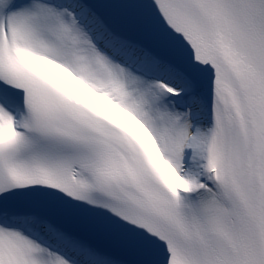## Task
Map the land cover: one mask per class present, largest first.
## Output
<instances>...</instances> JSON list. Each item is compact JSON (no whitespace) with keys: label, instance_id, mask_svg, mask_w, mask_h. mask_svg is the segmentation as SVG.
Returning <instances> with one entry per match:
<instances>
[{"label":"snow or ice","instance_id":"6c2138e0","mask_svg":"<svg viewBox=\"0 0 264 264\" xmlns=\"http://www.w3.org/2000/svg\"><path fill=\"white\" fill-rule=\"evenodd\" d=\"M0 264H264V0H0Z\"/></svg>","mask_w":264,"mask_h":264},{"label":"bare ground","instance_id":"6f19581e","mask_svg":"<svg viewBox=\"0 0 264 264\" xmlns=\"http://www.w3.org/2000/svg\"><path fill=\"white\" fill-rule=\"evenodd\" d=\"M99 103H106V102H99Z\"/></svg>","mask_w":264,"mask_h":264}]
</instances>
